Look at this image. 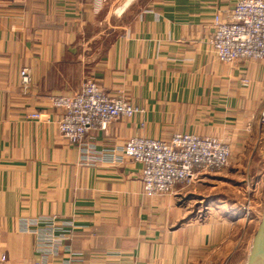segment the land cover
<instances>
[{
  "label": "crops",
  "instance_id": "0c3cea01",
  "mask_svg": "<svg viewBox=\"0 0 264 264\" xmlns=\"http://www.w3.org/2000/svg\"><path fill=\"white\" fill-rule=\"evenodd\" d=\"M118 2L0 0V256L8 264H244L251 220L220 190L228 173L148 197L142 165L113 162L106 151L135 136L184 132L228 142L229 172L261 163L264 61L221 62L208 42L215 16L236 0H126L117 33L88 49L99 36L89 28ZM87 78L141 111L91 130L79 146L60 134L51 97L78 92Z\"/></svg>",
  "mask_w": 264,
  "mask_h": 264
},
{
  "label": "built area",
  "instance_id": "2783aa9c",
  "mask_svg": "<svg viewBox=\"0 0 264 264\" xmlns=\"http://www.w3.org/2000/svg\"><path fill=\"white\" fill-rule=\"evenodd\" d=\"M208 42L221 62L264 61V0H236L222 15L217 14ZM20 74L22 88L28 90L32 81L29 70L24 68ZM51 103L60 110V134L79 146L85 145L91 130L105 131L114 121L141 111L124 94L106 93L93 78L85 79L76 93L52 96ZM31 116L45 118L41 112ZM106 151L113 162L131 159L142 165L143 191L148 197L193 187L200 178L224 170L231 156L228 142L184 132L173 133L167 140L135 136ZM48 221L56 223L55 218ZM0 264H8L7 256H0ZM33 264L43 263L37 260ZM65 264L76 263L70 260Z\"/></svg>",
  "mask_w": 264,
  "mask_h": 264
},
{
  "label": "rangeland",
  "instance_id": "374dc122",
  "mask_svg": "<svg viewBox=\"0 0 264 264\" xmlns=\"http://www.w3.org/2000/svg\"><path fill=\"white\" fill-rule=\"evenodd\" d=\"M126 0H119V2L114 6L113 10L115 13L108 16L107 10L103 11L99 16V24L97 26L90 27L88 31H93L97 33L95 44H88L86 47L91 49L96 46V43L106 44L110 39L117 33L114 32V26L124 23L123 20H119L116 14L120 13V8L123 6ZM130 1V0H129ZM107 18V20H106ZM110 35L109 37L107 35ZM107 36V37H105ZM260 145L259 157L261 163L259 165L254 164H244L240 166L239 170L235 172H229L230 161L228 166L214 174L215 176H221L228 173V177L232 178L229 182L221 183L220 190L229 197L238 200L242 209L244 210V216L251 220L245 226V253H244V264H246L248 257L250 255L254 237L261 223L263 212H264V137L258 144ZM238 181V183H237ZM240 191V192H239ZM264 251V248H263ZM234 263L230 260L229 264ZM260 264H264V259L261 260Z\"/></svg>",
  "mask_w": 264,
  "mask_h": 264
},
{
  "label": "water",
  "instance_id": "95a60500",
  "mask_svg": "<svg viewBox=\"0 0 264 264\" xmlns=\"http://www.w3.org/2000/svg\"><path fill=\"white\" fill-rule=\"evenodd\" d=\"M264 212L261 223L254 237L253 246L246 264H260L264 259Z\"/></svg>",
  "mask_w": 264,
  "mask_h": 264
}]
</instances>
